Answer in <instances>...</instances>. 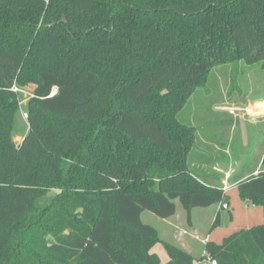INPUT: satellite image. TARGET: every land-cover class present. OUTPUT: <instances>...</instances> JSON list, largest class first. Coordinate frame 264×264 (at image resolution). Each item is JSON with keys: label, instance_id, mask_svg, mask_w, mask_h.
I'll list each match as a JSON object with an SVG mask.
<instances>
[{"label": "trees", "instance_id": "1", "mask_svg": "<svg viewBox=\"0 0 264 264\" xmlns=\"http://www.w3.org/2000/svg\"><path fill=\"white\" fill-rule=\"evenodd\" d=\"M233 61L264 67V0H0V264H161L144 212L191 221L228 198L191 169L178 113ZM15 85L33 90L21 143ZM234 179L264 210V156ZM163 244L167 264L197 259ZM205 250L264 264V223Z\"/></svg>", "mask_w": 264, "mask_h": 264}, {"label": "rangeland", "instance_id": "2", "mask_svg": "<svg viewBox=\"0 0 264 264\" xmlns=\"http://www.w3.org/2000/svg\"><path fill=\"white\" fill-rule=\"evenodd\" d=\"M30 87H19L21 109L14 133L17 143H21L28 129L24 113L27 111L25 105L33 94ZM230 106L243 109L230 113L226 109ZM178 118L196 134L188 163L204 181L221 184L224 181V186H231L237 184L233 180L238 175L245 178L257 174L264 153L262 62L233 61L214 66L208 80L188 97ZM227 171L230 172L228 184ZM230 196L239 200V189L233 188ZM41 203L44 206L50 204L49 201ZM223 212L229 214L228 209H223ZM149 216L155 215L147 212L143 220L148 222ZM201 221L204 222L203 217Z\"/></svg>", "mask_w": 264, "mask_h": 264}, {"label": "crops", "instance_id": "3", "mask_svg": "<svg viewBox=\"0 0 264 264\" xmlns=\"http://www.w3.org/2000/svg\"><path fill=\"white\" fill-rule=\"evenodd\" d=\"M226 175V183L228 184L230 172L227 171ZM224 183L223 181L222 184H210L224 188ZM233 188L238 190L237 184H233L225 190L228 197L227 207H224V204H217L206 208H195L191 212V221H189L186 210L180 206L179 202H177L176 214L170 218L163 219L155 215L149 216V221L145 222L143 216L147 211L142 214V220L153 225L158 230L159 237L162 240L151 249L152 253L159 256L161 264H167L170 261V256L163 241L171 242L196 256L197 259L193 264H212L209 257L200 258L206 255L205 245L207 242L222 243L226 237L234 232L264 223L263 208L249 202H242L240 196H238L239 200H235L234 197L230 196ZM247 205H249V208ZM223 209H228L229 214L225 215ZM151 215L154 214L151 213ZM217 215L220 217V222L217 226H214L213 223ZM202 217L204 222L201 221Z\"/></svg>", "mask_w": 264, "mask_h": 264}, {"label": "built area", "instance_id": "4", "mask_svg": "<svg viewBox=\"0 0 264 264\" xmlns=\"http://www.w3.org/2000/svg\"><path fill=\"white\" fill-rule=\"evenodd\" d=\"M14 90H15L16 92L21 91L20 88L17 87L16 85L14 86ZM57 92H58V87H57V86H54V87L52 88V91H51V93H50V96L55 95ZM226 109H227L230 113H236L238 110L243 109V108H239V107H236V106H230V107H226ZM24 116H25L26 118H28V114H27V112L24 113ZM228 187H229L228 185H225V186H224V190H227ZM211 263H212V264H217V260L213 259V260H211Z\"/></svg>", "mask_w": 264, "mask_h": 264}, {"label": "water", "instance_id": "5", "mask_svg": "<svg viewBox=\"0 0 264 264\" xmlns=\"http://www.w3.org/2000/svg\"><path fill=\"white\" fill-rule=\"evenodd\" d=\"M223 204H224V207L228 206V198L224 200Z\"/></svg>", "mask_w": 264, "mask_h": 264}]
</instances>
